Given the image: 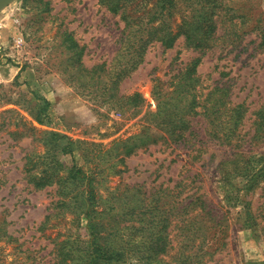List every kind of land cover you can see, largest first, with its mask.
Masks as SVG:
<instances>
[{"label":"rangeland","instance_id":"rangeland-1","mask_svg":"<svg viewBox=\"0 0 264 264\" xmlns=\"http://www.w3.org/2000/svg\"><path fill=\"white\" fill-rule=\"evenodd\" d=\"M223 2L241 8L228 13L243 22L244 32L232 37L226 34L225 24L220 25L217 35L225 38L205 53L187 47L183 37L167 49L152 42L138 68L121 80L118 95L145 94L156 78L176 81L201 56L196 72L202 92L225 85L231 105L245 103L239 130L242 143L234 147L210 139L206 134L210 123L198 115L190 125L199 134L194 147L202 150L199 158H193L196 150L181 145L139 147L124 158L126 169L109 177L105 187L120 186L139 197L173 195L172 199L189 201L197 195L211 209L209 217L222 222L224 228L219 234L225 244L206 264H264V175L253 187L249 181L253 172L264 169V136L252 138L256 112L264 106V46L258 45V31H249L248 26L260 18L259 26L264 27V0ZM0 21V264H56L54 244L71 227V215L57 213L49 226H42L48 214L58 212L54 208L56 189L36 188L25 178L24 156L42 146L36 136L22 133L21 115L39 129L95 143L100 150L115 138L136 132L145 123L142 113L128 118L129 113L98 108L93 99L76 91L63 71L71 60L60 46L61 34L69 31L84 46L81 61L85 67L108 64L118 50L123 23L119 14L108 11L98 0H14L0 11ZM20 36L23 43L17 45ZM41 99L49 102L48 126L30 115ZM151 103L144 109L153 110L155 102ZM74 157L82 161L78 151ZM62 160L71 163L72 156L64 154ZM241 168L242 172L255 170L244 177L238 173ZM181 217L171 218L173 244L180 240L175 234L181 223L176 228L174 224ZM56 220L59 223L52 226ZM71 228L75 230V226ZM79 231L86 232L84 221Z\"/></svg>","mask_w":264,"mask_h":264},{"label":"trees","instance_id":"trees-1","mask_svg":"<svg viewBox=\"0 0 264 264\" xmlns=\"http://www.w3.org/2000/svg\"><path fill=\"white\" fill-rule=\"evenodd\" d=\"M98 3L119 14L123 23L118 50L110 63L87 68L81 61L84 46L71 32L64 31L60 46L71 60L63 68L66 79L78 93L93 99L98 108L129 113L128 118L142 113L140 118L145 123L136 132L115 138L100 150L95 143L73 139L52 129H39L21 115L22 133L36 136L42 146V150L24 156L25 178L36 188L56 189L54 208L58 212L48 214L42 226H49L57 213L71 215L69 223L75 226L74 231L68 228L54 244L56 264H206L225 244L219 234L224 228L222 222L209 217L211 209L199 196L189 201L172 199L173 195L139 197L120 186L106 188L105 183L126 169V156L149 144L181 145L192 152L196 150L193 158H199L202 150L194 148L199 134L190 125L198 115L210 123L206 132L210 139L238 147L244 138L239 130L247 110L245 103L231 105L225 85L202 92L196 72L201 56L192 60L176 81L156 78L145 94L135 91L118 95V87L142 63L152 42L167 49L183 37L187 47L205 53L225 38L224 34L217 35L220 25L225 24L226 34L231 33L232 37L244 32L243 22L234 18L236 14L228 13L241 8L223 0H98ZM259 22L260 18L248 24L249 31L257 30L258 45L264 46V27L260 28ZM152 100L154 109L145 110ZM48 107L49 102L41 99L30 110L32 119L48 126ZM35 108L37 112L33 111ZM254 123L252 138L258 140L264 136V106L257 110ZM198 142L204 143L200 139ZM77 151L82 161L74 157ZM64 154L72 156L71 163L62 160ZM253 170L242 172L241 168L238 173L246 177ZM263 170L253 172L251 187L264 175ZM176 214L182 216L174 224L176 228L177 222L181 223L175 234L180 240L173 244L171 218ZM83 221L85 233L79 231ZM58 223L56 220L52 226Z\"/></svg>","mask_w":264,"mask_h":264},{"label":"water","instance_id":"water-1","mask_svg":"<svg viewBox=\"0 0 264 264\" xmlns=\"http://www.w3.org/2000/svg\"><path fill=\"white\" fill-rule=\"evenodd\" d=\"M14 0H0V11Z\"/></svg>","mask_w":264,"mask_h":264},{"label":"built area","instance_id":"built-area-1","mask_svg":"<svg viewBox=\"0 0 264 264\" xmlns=\"http://www.w3.org/2000/svg\"><path fill=\"white\" fill-rule=\"evenodd\" d=\"M2 27V22L0 21V28ZM17 45H21L23 43V38L20 36L16 39Z\"/></svg>","mask_w":264,"mask_h":264}]
</instances>
